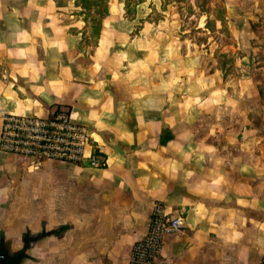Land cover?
I'll return each instance as SVG.
<instances>
[{
    "label": "crops",
    "instance_id": "obj_1",
    "mask_svg": "<svg viewBox=\"0 0 264 264\" xmlns=\"http://www.w3.org/2000/svg\"><path fill=\"white\" fill-rule=\"evenodd\" d=\"M124 1H108L93 37L73 0H0V111L63 110L105 163L0 151V182L19 171L47 181L48 237L29 244L31 264H130L155 203L183 226L154 264H260L264 0L224 1L227 65L188 57ZM5 200L0 187V216Z\"/></svg>",
    "mask_w": 264,
    "mask_h": 264
},
{
    "label": "rangeland",
    "instance_id": "obj_2",
    "mask_svg": "<svg viewBox=\"0 0 264 264\" xmlns=\"http://www.w3.org/2000/svg\"><path fill=\"white\" fill-rule=\"evenodd\" d=\"M224 1L131 0L128 9L136 10V22L141 19L139 22H149L155 29L171 30L166 39L179 43L180 52L188 57L198 55L204 64L215 61L227 65L233 58L222 54L220 47L228 31ZM33 173L19 171L0 182V187L6 189V200L1 205L0 247L9 254H20L16 264H23L24 258L31 264L33 258L27 254L29 244L48 237L47 181Z\"/></svg>",
    "mask_w": 264,
    "mask_h": 264
},
{
    "label": "built area",
    "instance_id": "obj_3",
    "mask_svg": "<svg viewBox=\"0 0 264 264\" xmlns=\"http://www.w3.org/2000/svg\"><path fill=\"white\" fill-rule=\"evenodd\" d=\"M89 137L88 127L73 121L63 110L48 117L0 111V151L36 163L48 160L80 165L87 162L90 168L103 167V158L90 150ZM182 226L180 217L171 216L160 203H155L145 235L132 246L130 264H154L163 249L164 237L179 233ZM260 264H264V253Z\"/></svg>",
    "mask_w": 264,
    "mask_h": 264
},
{
    "label": "trees",
    "instance_id": "obj_4",
    "mask_svg": "<svg viewBox=\"0 0 264 264\" xmlns=\"http://www.w3.org/2000/svg\"><path fill=\"white\" fill-rule=\"evenodd\" d=\"M109 0H73L76 6L81 8L80 13L83 16L84 21L89 25L91 35L97 37L102 19L107 15V4ZM131 0H125V13L127 15H135V9L129 10V2ZM138 1L134 3L136 5ZM20 256V254H18Z\"/></svg>",
    "mask_w": 264,
    "mask_h": 264
},
{
    "label": "flooded vegetation",
    "instance_id": "obj_5",
    "mask_svg": "<svg viewBox=\"0 0 264 264\" xmlns=\"http://www.w3.org/2000/svg\"><path fill=\"white\" fill-rule=\"evenodd\" d=\"M1 257L5 259V262L1 260ZM0 264H14L11 256L2 247H0Z\"/></svg>",
    "mask_w": 264,
    "mask_h": 264
},
{
    "label": "water",
    "instance_id": "obj_6",
    "mask_svg": "<svg viewBox=\"0 0 264 264\" xmlns=\"http://www.w3.org/2000/svg\"><path fill=\"white\" fill-rule=\"evenodd\" d=\"M1 260L5 262V259L1 257Z\"/></svg>",
    "mask_w": 264,
    "mask_h": 264
}]
</instances>
